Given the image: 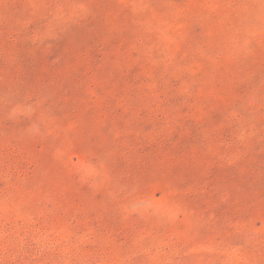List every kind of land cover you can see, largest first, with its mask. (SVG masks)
<instances>
[{"label":"rangeland","instance_id":"obj_1","mask_svg":"<svg viewBox=\"0 0 264 264\" xmlns=\"http://www.w3.org/2000/svg\"><path fill=\"white\" fill-rule=\"evenodd\" d=\"M0 264H264V0H0Z\"/></svg>","mask_w":264,"mask_h":264}]
</instances>
